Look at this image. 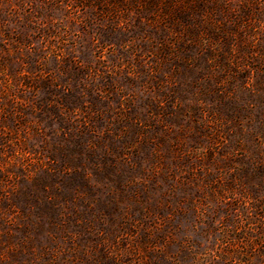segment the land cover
<instances>
[{"label": "rangeland", "instance_id": "rangeland-1", "mask_svg": "<svg viewBox=\"0 0 264 264\" xmlns=\"http://www.w3.org/2000/svg\"><path fill=\"white\" fill-rule=\"evenodd\" d=\"M0 264H264V0H0Z\"/></svg>", "mask_w": 264, "mask_h": 264}]
</instances>
